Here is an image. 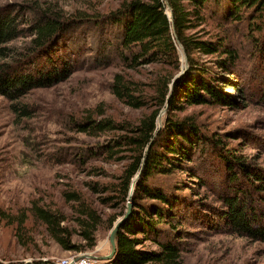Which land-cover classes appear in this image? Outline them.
Here are the masks:
<instances>
[{"label": "trees", "instance_id": "16d2710c", "mask_svg": "<svg viewBox=\"0 0 264 264\" xmlns=\"http://www.w3.org/2000/svg\"><path fill=\"white\" fill-rule=\"evenodd\" d=\"M29 7L19 3L0 7V94L13 103L18 117L33 116L24 102L31 91L62 82L76 70L79 55L70 32L83 24L105 32L99 49L93 45L102 54V63H120L123 68L114 75L111 92L129 107L147 110L138 120L94 114L70 120L73 131L106 135L103 143L88 151L79 148L74 159L89 160L101 153L124 165L112 182H88L96 200L78 190L65 191L70 214L34 203L32 217L49 237L66 251L93 249L99 230L112 229L124 215L133 179L140 172L131 196L132 213L118 231L110 264H186L184 253L195 234L186 225L192 222L264 242V168L230 151L218 133L208 134L191 115H176L192 105H237L236 96L226 89L235 83L198 53L218 55L216 66L236 76L240 50L227 31L203 34V25L209 19L222 25L245 22L255 52L262 58L264 0H124L115 10L82 17L65 16L60 9L38 2ZM23 37L30 39L15 45ZM179 44L189 68L174 81L182 69ZM147 66L156 68L151 82L130 72ZM164 108L167 113L159 127ZM179 173L187 178H178ZM212 173L219 178L215 187L219 206L197 190L198 185L210 187L207 176ZM98 174L108 173L102 169ZM99 205L117 211L106 214ZM17 234L25 244L21 233ZM147 242L155 247L146 246ZM9 264L56 263L38 259Z\"/></svg>", "mask_w": 264, "mask_h": 264}, {"label": "rangeland", "instance_id": "374dc122", "mask_svg": "<svg viewBox=\"0 0 264 264\" xmlns=\"http://www.w3.org/2000/svg\"><path fill=\"white\" fill-rule=\"evenodd\" d=\"M123 1L0 0V7L18 3L29 7L38 2L42 7L60 9L65 16L82 17L115 10ZM27 13L31 17L30 12ZM203 28V34L227 31L231 34L233 46L240 50L236 76L216 66L218 55L198 53L207 65L214 66L216 72L235 83L226 89L236 96L237 105H192L176 115H191L208 134L218 133L230 151L235 150L264 168V57L255 52L245 22L228 21L222 25L209 19ZM99 29L83 24L70 32L77 47L79 64L66 80L35 89L26 96L24 102L32 108V117H18L12 108L13 103L0 94V262L9 264L41 259L58 264L72 255L105 256L111 252L109 235L112 229L107 226L99 230L98 243L93 249L66 251L49 237L45 227L31 214L34 203L70 214L65 191L78 190L96 200L97 195L92 194L88 182H112L123 170L124 161L108 159L101 153L89 160L85 157L74 159L73 153L79 148L88 151L103 143L106 135L91 136L73 131L69 124L72 118L94 114L99 118L111 116L117 120H138L147 112L146 109L129 107L111 92L110 83L123 68L120 63L103 64L102 54L95 52L93 45L99 49L105 33ZM29 39L23 37L14 43L21 46ZM179 52L183 65L181 44ZM152 70L156 68L147 66L130 72L138 79L151 82ZM161 111L164 112L161 124L158 122L159 127L163 125L167 108ZM102 169L107 171L106 176L98 174ZM178 175V178H187L183 173ZM218 179L212 173L207 176L210 187H197L214 206L221 204L215 189ZM99 208L106 214L117 211L108 206L99 205ZM22 219H25L24 224L18 229ZM199 225L200 222L186 225L195 233L189 238L188 249L184 253L186 264H264V242L223 232L214 225ZM18 231L25 244L18 240ZM146 246L155 247L150 242ZM97 259L98 264H110L107 260Z\"/></svg>", "mask_w": 264, "mask_h": 264}, {"label": "water", "instance_id": "95a60500", "mask_svg": "<svg viewBox=\"0 0 264 264\" xmlns=\"http://www.w3.org/2000/svg\"><path fill=\"white\" fill-rule=\"evenodd\" d=\"M170 14H172V11H170ZM181 50L184 52V59H183L184 64L181 67L182 68L181 71L174 78V81L177 80L180 76H182L189 68V64L187 62V54H186L185 49L182 45H181ZM174 81L172 82L171 86H173ZM163 112L164 111H161L159 114L158 122H160V124H161V117H162ZM139 176H140V172L133 179L132 186L130 189L129 201H128L127 208H126L124 215L121 216L120 218H118V220L115 222V224H114V226L110 232L109 241H110V245H111V252L105 256H94V255H91V256L100 258L102 260H107V261L111 260L114 257L116 250H117L116 237H117L118 231H119L121 225L129 218L130 214L132 213L133 202H132L131 196L133 194L134 185H135Z\"/></svg>", "mask_w": 264, "mask_h": 264}, {"label": "built area", "instance_id": "2783aa9c", "mask_svg": "<svg viewBox=\"0 0 264 264\" xmlns=\"http://www.w3.org/2000/svg\"><path fill=\"white\" fill-rule=\"evenodd\" d=\"M97 257H93L90 254H84L81 256L72 255L65 259H62L58 264H98Z\"/></svg>", "mask_w": 264, "mask_h": 264}, {"label": "crops", "instance_id": "0c3cea01", "mask_svg": "<svg viewBox=\"0 0 264 264\" xmlns=\"http://www.w3.org/2000/svg\"><path fill=\"white\" fill-rule=\"evenodd\" d=\"M102 256V255H101Z\"/></svg>", "mask_w": 264, "mask_h": 264}]
</instances>
